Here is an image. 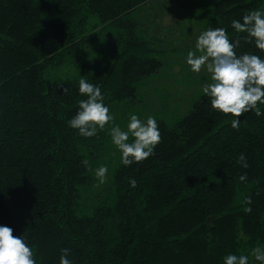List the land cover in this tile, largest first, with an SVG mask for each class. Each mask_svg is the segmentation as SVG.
<instances>
[{
	"label": "trees",
	"instance_id": "16d2710c",
	"mask_svg": "<svg viewBox=\"0 0 264 264\" xmlns=\"http://www.w3.org/2000/svg\"><path fill=\"white\" fill-rule=\"evenodd\" d=\"M151 1L0 0V226L24 236L37 264H60L63 248L71 264H224L228 254L261 264L251 250L264 248V114L245 113L234 129V117L204 95L175 122L155 118L162 139L148 159L125 166L120 152L111 158L118 105L133 104L162 66L134 27ZM262 7L264 0H214L205 29L224 28L241 41L237 55L264 59L231 27ZM92 16L103 30L116 27L117 44L78 73L100 87L114 120L86 138L69 126L87 98L80 79L51 74L89 47ZM100 166L105 184L95 175Z\"/></svg>",
	"mask_w": 264,
	"mask_h": 264
},
{
	"label": "clouds",
	"instance_id": "9594fccd",
	"mask_svg": "<svg viewBox=\"0 0 264 264\" xmlns=\"http://www.w3.org/2000/svg\"><path fill=\"white\" fill-rule=\"evenodd\" d=\"M231 27L236 33H245V40L253 43L255 47L264 52V10L253 9L243 15L242 22L233 20ZM241 41L230 39L224 28H209L200 33L195 44V51H188L186 62L191 71L200 73L206 69L210 74V82L202 86V91L210 99L213 110L234 117L231 126L239 128V117L255 110L260 116L259 105H264V59L260 56L244 53L237 55L236 49ZM63 91L67 93L68 89ZM79 93L87 97L78 102L79 110L69 120V126L78 130L86 138L97 135L98 130H105L114 116L104 103L99 86L87 82L84 78L79 80ZM122 130L119 126H112L108 132L111 142L121 153V162L125 166L140 163L154 154V149L161 142L159 125L154 117L149 116L142 121L132 114ZM88 166V160L82 161ZM238 163L247 168L246 157L240 154ZM108 168L100 166L95 175L103 183ZM246 177L241 176L244 180ZM135 187V180L131 181ZM251 203L250 198L246 200ZM251 212V208H246ZM70 249L61 250L60 264H71L68 259ZM251 256L264 264V248L259 246L251 250ZM224 264H249L248 255L228 254ZM0 264H37L33 248L30 247L24 236L17 237L13 229L0 226Z\"/></svg>",
	"mask_w": 264,
	"mask_h": 264
},
{
	"label": "rangeland",
	"instance_id": "374dc122",
	"mask_svg": "<svg viewBox=\"0 0 264 264\" xmlns=\"http://www.w3.org/2000/svg\"><path fill=\"white\" fill-rule=\"evenodd\" d=\"M213 4L214 0H153L133 16L138 24L134 26L135 32L152 44L153 52L150 57L158 59L162 66L157 74L139 85L133 104L129 107L118 105L119 127L122 130H127L132 114L142 121L151 116L175 122L188 113L194 102L204 96L202 86L210 82V74L206 69L200 73L192 72L186 59L188 51H195L200 33L206 30ZM115 28L109 26L103 30L97 17H90L88 32L93 33L94 30L95 35L88 43L89 47L72 51L66 57L62 69L60 67V71H54L51 77L83 78L78 73L82 63L110 57V46L117 44L118 30ZM112 147L116 148L114 144ZM116 151L111 157L114 160L119 153L118 149Z\"/></svg>",
	"mask_w": 264,
	"mask_h": 264
}]
</instances>
